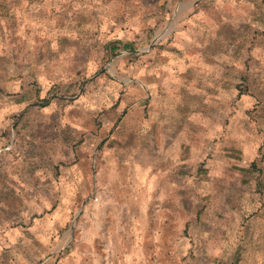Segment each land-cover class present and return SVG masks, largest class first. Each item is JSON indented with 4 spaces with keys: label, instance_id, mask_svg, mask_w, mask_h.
Segmentation results:
<instances>
[{
    "label": "rangeland",
    "instance_id": "rangeland-1",
    "mask_svg": "<svg viewBox=\"0 0 264 264\" xmlns=\"http://www.w3.org/2000/svg\"><path fill=\"white\" fill-rule=\"evenodd\" d=\"M173 56L215 68L217 134L208 124L197 131L203 119L190 115L178 123L179 164L169 166L154 140L128 161L120 152L117 167L100 166L107 139L74 126L108 93L97 79L152 98L141 81H159ZM32 86V106L13 109ZM96 111L97 130L106 109ZM149 202L133 245L102 246L100 224L123 216L105 208ZM92 235L108 264H264V0H0V264H82L71 256Z\"/></svg>",
    "mask_w": 264,
    "mask_h": 264
},
{
    "label": "crops",
    "instance_id": "crops-1",
    "mask_svg": "<svg viewBox=\"0 0 264 264\" xmlns=\"http://www.w3.org/2000/svg\"><path fill=\"white\" fill-rule=\"evenodd\" d=\"M1 4L9 6L10 0H1ZM180 40V38L177 39V46H183L184 43ZM117 46H119V44H114L111 50L116 49ZM190 47H192V45H190ZM116 52L121 53V49L117 48ZM171 58H173V60L167 66L162 67L160 69L161 72L157 74V77H160L159 81L155 80V83L152 84L148 82L147 77L141 81V83H143L141 87L146 88L147 93H151L152 98H150L149 94L146 95V97H141L138 92V85L136 88L132 86H130V88L128 87L129 89H125L128 90V92L121 96L123 92L122 87L124 85L121 80L112 78L106 81L103 80L102 77L97 79L98 82L106 84L108 93L102 91L103 94L97 105L99 109L97 108L95 111L86 108L79 110L77 115L79 120L74 123V126L79 127V129L81 128L80 130L82 132L96 131L98 135L94 137L101 141L107 139L104 144V156L101 159L100 166L104 168L117 167L120 164L118 156L120 152L126 153L125 159L128 161L132 152L135 155L137 154L138 149L142 147L143 141L150 145L154 140L161 141L165 144V146L162 147L164 149L162 156L165 160L170 161L169 166L179 164L182 142L186 139L184 136L186 131L181 129L178 123L180 120L190 115H193V117L198 116L199 119H203V122H195L198 126L197 131L202 130L203 135H205L206 128L209 127L210 131L213 132L211 134H217V122L212 113V110H214L212 108H216L218 99V80L215 73L213 74L215 68H207L205 64L198 65V68L191 62L193 57H188L190 60H186L185 58L181 59L180 57H177L176 60L175 56ZM127 66L128 63L125 58H121L117 61L115 70L122 75L123 71L129 70ZM129 66L132 71L133 66L131 64H129ZM149 66H153V70L158 68V64L155 63H151ZM146 69H148V66ZM195 70L201 71L202 75L199 76V78H195L192 75ZM182 75L183 77L186 75L185 79H189V83H187L185 79L183 80L180 78ZM14 85H16V83ZM33 90L34 86L18 94L17 98L14 100L17 104L13 109H15V107L26 109L32 106L33 102L38 97ZM87 99L88 98L85 96L82 100L86 101ZM195 104H197V106H194ZM131 106L133 107L130 109L131 112L119 119V117ZM103 107L106 109V112H102ZM96 110H101L102 114L100 118L103 119V125L99 126L97 130L93 129L96 116L95 113H100V111ZM156 115L158 118L163 119L161 124H155L156 121L154 119ZM144 116H147L148 119L143 122L141 118ZM226 117L228 118V114ZM212 118H214V121H212ZM157 123H159V121H157ZM115 124H117V126L113 133L108 134L109 129ZM207 124L209 125L208 127ZM84 126L86 128L82 129ZM204 138L206 139V137ZM208 140H211L210 137H208ZM166 143H169L168 146H166ZM146 158L151 160V162L149 160L146 164L151 165L153 163V157L150 156ZM174 160H176V163H173ZM139 163L140 162H132L135 166L139 165ZM161 174L165 176L164 178L166 180L168 179V173L162 172ZM151 175L154 178L157 174L152 171ZM153 195L154 194H151V197H153ZM151 207L152 202H149V205L146 204L145 207L126 204L113 208H105L104 210H107L106 213L108 214H119V211H121L123 216L118 221L111 220L110 222H102L100 227L105 231L108 230L110 233L114 227L115 229L122 230L124 234L123 236L119 235L114 242V239L107 235L109 232L106 231V233L101 236L103 240L105 239V243H103L102 246L105 248L112 247L118 251V247L123 241L129 245H133L136 240L135 237L139 236L138 231L148 226V214L152 213ZM139 212L144 213L145 216H139ZM149 222V224L152 225V217L149 218ZM125 237H127L129 241H126ZM86 242L87 243L82 246L83 248L77 250V254L71 257L78 258L82 264H100V262L108 264L109 256H111L110 253H108L106 249L101 250L96 248L99 242L93 238V235L89 237ZM114 243L116 245H114ZM114 255L115 254H112V256ZM120 258L123 259V256ZM110 260L112 262L115 260L119 261V258L116 259V257H112Z\"/></svg>",
    "mask_w": 264,
    "mask_h": 264
}]
</instances>
